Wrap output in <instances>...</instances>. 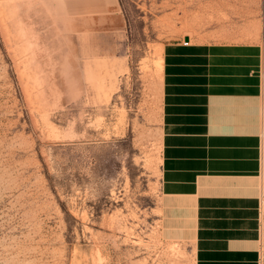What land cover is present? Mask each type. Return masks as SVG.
Masks as SVG:
<instances>
[{
	"label": "rangeland",
	"instance_id": "1",
	"mask_svg": "<svg viewBox=\"0 0 264 264\" xmlns=\"http://www.w3.org/2000/svg\"><path fill=\"white\" fill-rule=\"evenodd\" d=\"M185 37L264 60V0H0V264H194L158 221L162 53Z\"/></svg>",
	"mask_w": 264,
	"mask_h": 264
},
{
	"label": "crops",
	"instance_id": "2",
	"mask_svg": "<svg viewBox=\"0 0 264 264\" xmlns=\"http://www.w3.org/2000/svg\"><path fill=\"white\" fill-rule=\"evenodd\" d=\"M185 42L162 53L160 232L194 264H264L263 51Z\"/></svg>",
	"mask_w": 264,
	"mask_h": 264
}]
</instances>
